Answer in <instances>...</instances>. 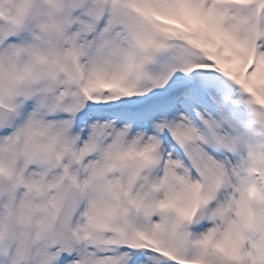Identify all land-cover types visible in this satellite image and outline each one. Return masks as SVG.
I'll use <instances>...</instances> for the list:
<instances>
[{"label":"snow or ice","instance_id":"obj_1","mask_svg":"<svg viewBox=\"0 0 264 264\" xmlns=\"http://www.w3.org/2000/svg\"><path fill=\"white\" fill-rule=\"evenodd\" d=\"M0 264H264V0H0Z\"/></svg>","mask_w":264,"mask_h":264}]
</instances>
